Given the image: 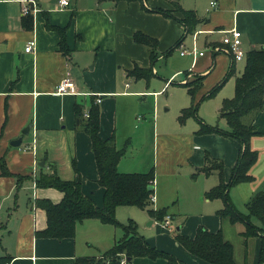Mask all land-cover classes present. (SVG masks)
Returning a JSON list of instances; mask_svg holds the SVG:
<instances>
[{
    "label": "crops",
    "instance_id": "1",
    "mask_svg": "<svg viewBox=\"0 0 264 264\" xmlns=\"http://www.w3.org/2000/svg\"><path fill=\"white\" fill-rule=\"evenodd\" d=\"M23 1L0 0V158L6 161L10 173L2 174L0 162V257L10 256V264H74L79 258H99L114 246L118 238L115 227L95 219L78 224L74 238L60 241L36 237V232L46 229L47 216L36 207L35 200L60 203L63 198L56 189L35 188L31 180L42 171L49 172L51 166L56 167L63 180L81 181L83 193L93 198L98 207L103 206L105 190L98 183L91 139L81 129V120L76 115L77 104L82 106L83 119H87L86 113L95 104L100 110V138L108 140L115 136L117 148L126 149L119 171L146 174L155 169V198L151 208L166 209L170 226L150 215L144 218L132 213L129 217L134 221L150 220L143 230L135 222L151 247L185 264H210L175 239L172 221L183 218L185 223L177 228L181 235L194 238L200 226L212 233L222 230L235 247L238 264H259L261 239H255L250 258L243 243L242 224L232 225L221 220L218 211L223 209V201H210L205 196L219 184V174L213 172L207 176L199 172L207 165L209 156L223 162L224 179L229 182L240 157V142L221 134L198 135L197 119L189 118L185 123L178 119L182 110L193 103L183 86L185 83L197 77L206 80L215 72L214 86L220 80L222 83L231 67L236 70L238 62L232 56L215 50L222 47L224 32L237 29L242 33V49L246 55L264 47V0H179L183 9L195 11L204 20L187 36L185 27L177 19L156 12L162 9L180 17L173 0H69L70 6L64 9H59V0H36L38 11L30 15L23 14ZM50 26L64 29L68 56L62 51V35ZM137 32L158 41L155 61L145 45L135 42ZM189 36L193 41L187 45ZM30 42H35L34 49L26 52ZM178 42L180 46L173 53L182 49L191 52L196 47L199 52L213 50L212 56L207 52L202 57L180 52L181 58L191 59L188 69L183 74L178 70L167 78L160 91L150 90L162 86L164 80L156 63L170 58L173 53L169 56L167 53ZM241 62L245 69L246 58ZM136 66L152 68L154 77L150 81L129 77V71ZM67 73L75 81L79 95L55 93ZM181 75L187 82L179 86L187 90V98L181 95L174 116H162L159 120L157 96L166 93L175 77ZM128 79L133 83L127 82ZM221 107L217 117L226 122L219 118ZM200 118L216 126V117L213 121L211 118L207 121L204 115ZM252 121L256 134L250 140V147L258 152V161L250 172L255 180L237 185L248 191V203L264 188V107ZM29 126L31 129L25 135L23 132ZM225 127L228 128L227 122L221 129ZM19 138H22L21 146L13 147L11 143ZM135 144L141 152H129ZM42 162L44 167L40 166ZM199 179L202 180L199 182ZM232 190L234 187L230 193ZM181 204L188 207L183 209ZM116 216L121 222L128 218L119 213ZM226 222L236 227L229 231L231 237ZM234 236L238 237L237 243H233ZM128 264H167V261L136 258Z\"/></svg>",
    "mask_w": 264,
    "mask_h": 264
},
{
    "label": "trees",
    "instance_id": "2",
    "mask_svg": "<svg viewBox=\"0 0 264 264\" xmlns=\"http://www.w3.org/2000/svg\"><path fill=\"white\" fill-rule=\"evenodd\" d=\"M113 1L133 2L141 0ZM172 5L175 12L181 14L180 17L173 16V12L162 9H157L156 12L177 19L185 27L186 36L194 33L198 25L204 21L198 17L195 11L183 9L179 0H173ZM50 29L57 30L62 35V51L65 56H68L69 49L64 42V29L51 26ZM134 40L149 49L152 61L157 59L158 41L156 39L142 32H137L134 34ZM179 46L180 43H176L167 55L172 54ZM128 76L136 80L150 81L154 77V73L152 68L146 69L136 66L129 71ZM233 77H235V71L234 67H231L222 83L204 95L200 101L197 94L203 87L205 78L197 77L196 81L184 84L183 86L188 90L193 103L191 107L182 110L178 120L180 123H185L189 118H195L200 124L198 135L221 134L235 138L240 142V157L232 171L229 182L224 179L223 162L214 160L209 156H207V165L199 172L209 176L213 172H206L207 167H215L220 176V182L216 187L206 192V198L210 201L219 199L223 201L224 207L218 211V216L221 220L228 221L232 225L238 223L244 225L246 230L242 232V236L246 243L248 239H261L259 264H264V188L257 192L247 204L248 214L240 213L230 199V191L233 187L255 180L250 171L258 161V152L252 150L250 140L256 134L252 120L264 107V47L247 53L243 74L236 78L235 95L233 98L223 101L219 118L226 120L229 130H222L219 125L212 126L204 123L199 116L201 103L213 98L223 85ZM89 112V118L83 119L82 106L77 104L76 115L81 120L80 127L91 139L92 152L99 173L98 183L105 190L103 206L98 207L93 198L83 193L81 181L63 180L60 178L56 167L51 166L49 172L42 171L39 176L34 178L32 176L31 180H34L38 189L60 191L63 198L60 203H54L49 199L35 200L36 207L45 211L47 216L46 229L36 232V237L60 241L74 238L78 224L95 219L120 230L122 236L115 241L112 249L105 252L101 257L79 258L74 264H121L124 257L131 258V260L136 258L164 259L167 264H185L173 255L151 247L139 233L138 224L134 220H129L126 224L117 220L116 212L121 206L137 207L147 211L150 217L162 223L168 214L166 209L156 211L151 208L154 189L151 190L150 188H154L155 169H151L146 174L121 173L118 166L126 154V149L119 150L117 148L115 136L108 140H102L100 138V110L94 104ZM0 162L2 174L10 175L6 161L0 158ZM73 166L78 172L75 161ZM255 219L259 225L254 223ZM174 237L190 253L210 264H238L235 259V247L225 238L222 230L212 233L204 226H200L194 238L185 237L180 233H175ZM11 261L10 256L0 257V264H10Z\"/></svg>",
    "mask_w": 264,
    "mask_h": 264
},
{
    "label": "rangeland",
    "instance_id": "3",
    "mask_svg": "<svg viewBox=\"0 0 264 264\" xmlns=\"http://www.w3.org/2000/svg\"><path fill=\"white\" fill-rule=\"evenodd\" d=\"M192 38L193 37H191V36H189L187 38V45H190L191 44V42L193 41ZM198 44H199V40H198ZM198 48L200 49V47H198ZM182 50H177L167 60H163V61L161 60V61H158L156 63V68L160 72V77L162 79H164V80H163L162 86L159 87V85H158V87H153L150 90H153L154 89L155 91H160L162 89L163 85H165V80L167 78L171 77L178 70H182V73L181 74H183V72L185 71V69L186 70L188 69V66H189L188 63L191 61V59L190 58H186V59L185 58H181L180 57V52ZM200 50H203V52H207L208 53V56H212L213 50H208V49H205V50L204 49H200ZM226 55L228 57L230 56L228 54H226ZM243 65H244V62H238L237 63L236 68H235L236 69L235 70V75L237 77H240L241 76V74L243 72V69H244V66ZM214 73L215 72H213V74H212L213 76L211 75L206 80H204V85L199 90V92L197 94V98L199 99V101L202 99V97L204 95H206L208 92H210L214 87H216L221 82V80H220V82H218V84H215L214 86H212V80L216 77V75H214ZM184 78H185L184 75H181L179 77H175V79L173 80L174 83H173V85H170L169 86L168 91L166 93L162 92L160 96H157L156 106H157V111H158L157 112V117L159 116V120H161V117L162 116L169 117V118L172 117V116H174L176 110L180 106L179 102L181 100V95H184L187 98V95H186L187 90H185L184 88H182V87L179 86L180 84H184L185 82H187L186 79H184ZM235 79H236L235 77L231 78L226 83V85L217 92V94L213 98H211V99H209V100H207V101H205V102L202 103V105H201L202 109L200 108V112H199V116L200 117H201V115H204V117L207 119V121L210 118L212 119L211 121H213V118L216 117L215 118V122H214L216 125L219 124V127L220 128H222V127H224L226 125V122L225 121L222 122L221 120L218 119L217 114H218L219 108L221 107L219 105H222V101L224 99H231L234 96V88H235L234 80ZM194 81H196V79H193L192 80V82H194ZM127 82L133 83V80L132 79H128ZM211 86H212V88H210ZM227 94H231V95L230 96H226ZM147 109H148V107H145V110H147ZM139 115H141V116L143 115L144 116L143 113H140ZM146 117L148 118L149 116L146 115ZM143 122L145 123L146 121H143ZM215 124H213V125H215ZM224 130H229V128H226ZM130 151L131 152H141L142 150H141L140 146L137 147V144H135L134 145V148L130 149L129 152ZM206 172H217V170L215 169L214 166H208ZM136 173H138V172H136ZM201 180L202 179H199V182ZM255 184H253V185L256 186ZM247 186H249V185H247ZM239 188H242V187H238V186L234 187V190H232V192L230 193L231 200L233 201L236 209L240 213H242V214H248V209H247V203H248L247 202L248 201L247 200V197H248L247 192L248 191L247 192H244L242 189H239ZM259 191H257V192H259ZM31 193H32V190H31ZM182 207L184 209V208H186L188 206H187V204H185V205H182ZM117 210L118 211L116 212V214L119 213V215L123 214V215H126L128 217V218H126L125 222H121L116 217L117 220L120 223H122V224H126V222L129 220V217H130V215L132 213L134 215H137L138 217H141L142 216L144 218L145 217L149 218L148 212L146 213L145 211H143V210H141V209H139L137 207L121 206ZM135 221L140 224V226L142 227V230H143V229H145V227H147L149 225V221L150 220L149 219H146V220H143L142 222L141 221H138V220H135ZM185 221L186 220L183 219V218H178L177 220L172 221V226H173L172 232L178 233V229L177 228L180 225L184 224ZM254 223L257 224V225H259V222L256 219L254 220ZM226 224L230 228L227 233H229V231L232 230L233 228H236V227H234L232 225H229L228 222H226ZM238 224H241V223H238ZM240 227L241 228H244V231L246 230V228L243 227L242 225H240ZM116 231L118 232L117 233V237L120 238L122 236L121 231L118 230V229H116ZM233 231H234V229H233ZM229 234H230V237H231V233H229ZM237 238L238 237L234 236V238H233V241L234 242L233 243H237V241H238ZM243 239H244V237H243ZM255 239L256 238L248 239L247 240V243H246V240L245 239L243 240V243L245 242V244H244L245 245V250H247V253H248V255H250V258H252V251H253V246H254ZM235 245L237 247V244H235Z\"/></svg>",
    "mask_w": 264,
    "mask_h": 264
},
{
    "label": "built area",
    "instance_id": "4",
    "mask_svg": "<svg viewBox=\"0 0 264 264\" xmlns=\"http://www.w3.org/2000/svg\"><path fill=\"white\" fill-rule=\"evenodd\" d=\"M24 7H23V14L24 15H30L33 13H36L38 11V5L36 3V0H24ZM59 9H64L70 6V1L69 0H59L58 2ZM212 6L215 7L216 3L213 2ZM225 36L222 39L223 45L222 47H217L215 48L216 51H221L224 52L230 56H232V59L234 62H241L245 60L246 58V53L242 49V33L237 30L233 29L227 32H224ZM35 42H30L27 47H26V52H31L34 49ZM182 55L186 54H193L195 56H204L205 53L197 51V48L195 47L191 52H188L186 49L181 51ZM128 86V85H127ZM57 95H66V94H71V95H79L76 87V83L73 80L72 76L70 73H67V75L62 79V81L59 83V85L56 88ZM97 104L101 103V99H97L96 101ZM90 112L86 113V117L89 118ZM35 188L36 184L34 182ZM154 196L152 197V200L154 201ZM163 224L168 227L171 224V218L167 217L166 220L163 222ZM121 264H127V258L124 257L122 259Z\"/></svg>",
    "mask_w": 264,
    "mask_h": 264
},
{
    "label": "water",
    "instance_id": "5",
    "mask_svg": "<svg viewBox=\"0 0 264 264\" xmlns=\"http://www.w3.org/2000/svg\"><path fill=\"white\" fill-rule=\"evenodd\" d=\"M30 129H31V126H29L26 130H24L23 133H24L25 135H27V134L29 133V130H30ZM11 144H12L13 147H17V148L20 147L21 144H22V138H19V139L13 141ZM40 166H41V167H44V166H45V163L42 162ZM150 189L152 190V189H154V188L151 187ZM130 261H131V258H128V259H127V262H130Z\"/></svg>",
    "mask_w": 264,
    "mask_h": 264
}]
</instances>
